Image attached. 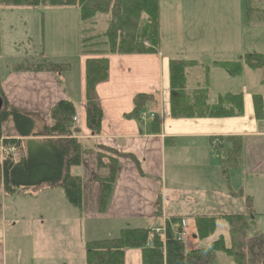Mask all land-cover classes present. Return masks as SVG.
<instances>
[{"label":"crops","instance_id":"crops-1","mask_svg":"<svg viewBox=\"0 0 264 264\" xmlns=\"http://www.w3.org/2000/svg\"><path fill=\"white\" fill-rule=\"evenodd\" d=\"M259 10L264 11L263 8ZM0 15L3 18L2 23L8 22L9 19L15 25L14 29L12 27L9 29L12 38L10 44L3 34L0 35V92L6 103L30 116L35 122L36 131L40 132L44 124L50 121V112L55 105L60 101L70 102L75 109L73 118L77 119L75 123L73 118L71 120V138L85 149L105 147L129 155L139 164L138 169L128 159L118 161L116 181L104 212L98 210L102 185L97 178L105 177L106 171L97 170L95 157L91 155L82 158L80 167L70 168V174L82 180V207L78 212L79 216L99 220L104 233L109 232L108 222L115 232L120 227L153 230L162 228L168 218H181L186 229L188 228L190 236L188 238L193 242L188 246L190 250L207 248L218 239L215 238L207 247H202L196 237L195 218H214L217 227L218 224L225 223L222 220L224 216H248L245 211L250 198L254 226L262 230L264 79L259 81L257 70L248 69V72L253 74H247L248 80L251 81L254 76L258 83L254 92L243 90V95L241 94L243 114L240 117L173 119L169 111V61L177 59V53L183 49L176 52L174 49L165 50L160 25L161 46L156 54L114 55L106 58V80L95 88L102 111L100 134L92 136L86 127L84 108L86 61L91 56L84 54L82 40L103 34L106 28L100 34L91 31L96 26H106L108 16L100 15L82 22L76 7L37 8L4 5H0ZM162 17L161 7L160 24ZM88 22L90 27L85 29L83 24ZM254 24L249 26H252L254 34H257L259 32L256 29L262 27L264 22H258L261 25ZM205 34L212 40L211 34ZM46 35L48 42L45 44ZM198 38V35L194 36L190 41L195 42ZM179 45L183 46V42ZM8 51L11 52L10 59L5 58V63H2V59L7 56L5 52ZM248 51L253 53L245 54L264 55V52L256 47ZM58 59L64 63L55 64V60ZM73 59L78 62V69H70L69 63ZM38 65L46 67L42 68L45 70L36 72L13 70L15 67L32 69L33 67L27 66ZM51 65H65L66 67L59 69L66 71L58 73L51 70L54 69ZM1 69H4L3 72ZM186 70L185 80L188 71L192 69ZM186 85L185 81V91L189 94L197 90L187 89ZM140 94L157 96L160 125L156 132L151 126L153 117H149L155 111L148 112V117L144 119L130 116L133 111V100ZM256 94L262 99L263 115L260 120L254 117L252 97ZM207 103L215 104L209 96ZM225 138H238L242 142L241 161L236 170H230L231 189L228 191L223 189L224 177L217 184L214 181V172L212 176H204L200 170L203 164L208 166L207 163L213 160L216 145H225L223 140L219 141ZM41 140L43 138L21 139L18 154L26 155L28 142ZM235 176L238 180L234 185L232 178ZM56 188L59 187L40 188L37 193L32 192L28 196L47 195ZM8 198L16 199L14 195L7 196L3 193V201ZM34 228L35 233L29 231L25 238L20 235L21 232L15 225L0 227V264H27L22 257V243L34 238L33 243L41 247L42 241L46 238L41 233L44 230L43 223L42 227ZM227 233L229 234V229ZM87 242L82 241L83 251ZM187 245L188 242L186 247ZM124 264H142L140 252L127 251Z\"/></svg>","mask_w":264,"mask_h":264},{"label":"trees","instance_id":"trees-1","mask_svg":"<svg viewBox=\"0 0 264 264\" xmlns=\"http://www.w3.org/2000/svg\"><path fill=\"white\" fill-rule=\"evenodd\" d=\"M0 5L14 7H76L82 22L97 16L107 15L106 30L103 34L83 39L84 54L91 56L86 61L85 77V116L86 127L92 136L100 134L102 111L96 94V86L106 80L108 56L114 55H153L160 48V6L159 0H0ZM246 5V24L264 22V11L251 10ZM92 44V45H91ZM250 70L264 73V55L246 54L244 57ZM196 65L195 61L171 59L169 61V111L173 119L234 118L243 114L241 94L220 96L214 105H208L207 88L192 93L185 91V70ZM58 65L51 70L59 73ZM231 77L237 76L242 69L239 64L221 65ZM16 72L33 69H18ZM3 109L0 114V144L20 150L21 139L43 138L41 141L28 142L26 155H19L13 161L5 155L0 162V182L7 196L14 195L20 188L33 190L44 187L62 189L67 204L81 209L82 180L70 174V168H78L84 156H94L97 170H105V177H98L102 185L98 202L99 212H104L110 200L117 171L118 161L128 159L139 169L138 162L129 155L112 149L97 146L94 149L83 148L71 138V120L75 116L74 106L67 101L58 102L50 112V121L43 129L36 131L34 120L27 114L10 107L0 92ZM254 117L260 120L263 115L260 95L252 97ZM146 111H155L151 126L154 132L160 125L158 99L155 94L137 95L133 100L131 117L139 118ZM225 145H216L222 152L221 173L224 178L230 170L238 168L242 155V142L238 138H225ZM226 146V147H225ZM249 201V202H248ZM246 213L248 216H224L228 225L230 242L225 245L221 237L207 248L186 250L177 241L181 230L180 219L166 223L163 235H156L149 229H125L116 238L87 242L84 246L85 264H124V254L137 250L141 254L142 264H212L213 256L220 251L232 259L235 264H264V234L247 237L251 229L254 212L248 198ZM247 205V203H246ZM158 215V213H157ZM180 221V222H179ZM214 218L197 217L194 219L196 237L203 241L215 231Z\"/></svg>","mask_w":264,"mask_h":264},{"label":"rangeland","instance_id":"rangeland-1","mask_svg":"<svg viewBox=\"0 0 264 264\" xmlns=\"http://www.w3.org/2000/svg\"><path fill=\"white\" fill-rule=\"evenodd\" d=\"M159 3L160 8L162 7L163 17L160 25L165 50L174 49L176 52L182 48L183 50L176 55L178 56L177 59L196 62L194 67L189 68L192 71L186 70L188 71L187 80H185L187 89L194 90L207 87L209 97L213 99L214 103L217 102L220 96L227 94H242L243 90L246 91L247 89L249 92H254L258 80L254 76H252L251 81L248 80L247 74L252 72H248L250 68L246 65L244 57L245 53H253L248 50H254L255 47L264 52V25L256 29L259 33L254 34L252 26L246 24L245 21L247 17L246 5L248 4L251 10L253 8L264 9V0H159ZM12 19L14 20L13 17ZM2 21L3 18L0 15V35L3 34L10 44L12 38L9 35V29H11L10 27L14 29L15 25L9 19L5 23H2ZM256 25L261 24L255 23L254 26ZM83 27L85 29L89 28L90 22L83 24ZM63 28L65 30V27ZM105 28L104 25L103 27L96 26L91 33L100 34ZM205 33L211 34L212 40ZM197 35L198 40L191 42V38ZM47 37L46 35L45 44L48 42ZM181 42H183V46L179 45ZM68 46L70 47L71 43ZM5 53L7 56L2 59V63H5V58L10 59L11 52ZM54 63L64 62L58 59ZM69 64L70 69H78V62L74 59ZM224 64H239L242 71L239 75L231 77L221 67ZM51 66L54 67V65ZM27 67L46 68L40 65ZM61 67L66 66L61 65ZM1 70L3 72L4 69ZM256 74H258L259 81L264 79L262 71H258ZM148 112L150 111L145 112L146 116ZM5 148L0 144V162L5 155H8L4 151ZM215 151L213 152V160L207 163L208 166L203 164V168L200 170L204 176H212L214 172V181L219 184V180L223 177L220 167L222 152L218 148H215ZM16 155L19 156L18 153L14 154V159ZM10 156L13 159L12 155ZM180 157L186 156L180 155ZM214 166H217V168ZM237 180V176L232 178L234 185ZM229 183L230 171L222 183L225 191L231 189ZM1 189L0 182V227L15 225V228L21 232L20 235L26 238L29 231L34 234L36 231L34 227L40 228L43 223L44 230L41 233L46 238L42 241V246H36L33 243L34 238H29L28 242L26 241L21 245L22 257L27 261V264H85L84 251L81 249L82 241L84 243L86 241L113 239L125 229H134L120 227L115 232L113 226L108 222L109 232L104 233L99 220L92 217H81L78 213L81 209L67 204L61 188H56L47 195L38 194L31 197L28 195H31L32 192L35 194L38 190L23 187L14 194L16 199L8 198L5 202L3 201V191ZM218 192L222 193L223 190H218ZM216 195L218 194L216 193ZM168 219L164 222V227L166 223H170L175 219L183 220L181 218ZM155 229L158 228L153 230ZM153 230L151 232L156 234ZM262 230H264V227H262ZM262 230L253 224L246 236L264 234ZM227 232L228 225L226 223L218 224L213 235L210 236L211 238L200 241L202 247H207L213 239L219 237L222 238L225 244L229 245L230 235ZM32 233L30 234L33 235ZM188 237H190L189 234ZM187 242L186 250H189L188 246L193 242L190 238L187 239ZM212 264L235 263L232 259L226 257L223 252L218 251L213 256Z\"/></svg>","mask_w":264,"mask_h":264},{"label":"built area","instance_id":"built-area-1","mask_svg":"<svg viewBox=\"0 0 264 264\" xmlns=\"http://www.w3.org/2000/svg\"><path fill=\"white\" fill-rule=\"evenodd\" d=\"M145 117L147 118V116L145 114H141L139 118L140 119H144ZM149 117H153V115H150ZM76 120H77L76 118H73V122L74 123L76 122ZM4 151L8 155H12V157H13L14 154H16L14 149L5 148ZM13 159H14V157H13ZM17 159H18V156L16 155V158L14 159V161H16ZM153 231H155V233L158 234V235H163V233H164V229L163 228H158V229H155ZM187 239H188V230L185 227V223L181 222V230L177 233V241L180 242L181 244H183L184 246H186Z\"/></svg>","mask_w":264,"mask_h":264},{"label":"water","instance_id":"water-1","mask_svg":"<svg viewBox=\"0 0 264 264\" xmlns=\"http://www.w3.org/2000/svg\"><path fill=\"white\" fill-rule=\"evenodd\" d=\"M2 109H3V100H2V98L0 97V114H1Z\"/></svg>","mask_w":264,"mask_h":264}]
</instances>
